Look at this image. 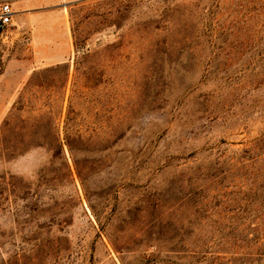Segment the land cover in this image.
Segmentation results:
<instances>
[{
    "label": "rangeland",
    "instance_id": "374dc122",
    "mask_svg": "<svg viewBox=\"0 0 264 264\" xmlns=\"http://www.w3.org/2000/svg\"><path fill=\"white\" fill-rule=\"evenodd\" d=\"M9 1L0 264H264V0Z\"/></svg>",
    "mask_w": 264,
    "mask_h": 264
},
{
    "label": "built area",
    "instance_id": "2783aa9c",
    "mask_svg": "<svg viewBox=\"0 0 264 264\" xmlns=\"http://www.w3.org/2000/svg\"><path fill=\"white\" fill-rule=\"evenodd\" d=\"M14 10L12 3L5 0L0 5V32H4L13 23Z\"/></svg>",
    "mask_w": 264,
    "mask_h": 264
}]
</instances>
